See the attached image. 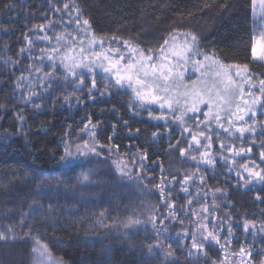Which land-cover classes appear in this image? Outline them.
<instances>
[{
    "label": "trees",
    "instance_id": "16d2710c",
    "mask_svg": "<svg viewBox=\"0 0 264 264\" xmlns=\"http://www.w3.org/2000/svg\"><path fill=\"white\" fill-rule=\"evenodd\" d=\"M64 4L72 8L64 12ZM77 9L81 21H89L79 36L89 31L106 47L128 41L154 50L165 38H156V32L182 23L198 35L200 49L223 64H247L256 89L264 79V64L251 57L252 0H0V233L8 236L0 240V264H31L37 239L62 264H264V183L245 185L235 175L244 159L236 157L229 171L233 158L219 148L221 140L230 147L251 146L248 160L264 167V109L248 120L256 130L245 139L218 133L211 149L214 165L192 161V155L199 157L194 149L182 157L180 150H188L191 139L184 125L168 116L167 123L149 117V111L160 113L139 107L131 92L118 87L107 92L96 75L98 90L89 96L91 77L77 91L78 80L65 79L59 65L48 79L50 62L46 55L37 58L41 50L58 46L56 36L67 35L71 45L77 26L68 22ZM50 22L55 27L38 30ZM148 29L153 37L145 33ZM44 35L52 42L42 40ZM187 127L198 132L193 122ZM86 133L93 135L103 159L95 154L85 162L82 157L74 169L62 164L65 142L74 151ZM105 159L132 166L126 177L145 191L152 204L148 214L129 197L130 186L116 184ZM186 175H194V181L182 185ZM205 207L210 214L202 211ZM205 223L209 230L223 226L221 244L206 242L197 251L191 247L192 233ZM225 240L228 246L222 247Z\"/></svg>",
    "mask_w": 264,
    "mask_h": 264
},
{
    "label": "snow or ice",
    "instance_id": "6c2138e0",
    "mask_svg": "<svg viewBox=\"0 0 264 264\" xmlns=\"http://www.w3.org/2000/svg\"><path fill=\"white\" fill-rule=\"evenodd\" d=\"M259 2L261 7L264 8V0H259ZM252 3L255 4L256 0H252ZM71 8L72 5L70 4L63 5L64 12H68ZM57 11H60V9H57ZM76 11L77 15L74 20L68 22H74L77 26V33L72 36L71 45L67 42V35L56 36L55 41L58 46L52 47L47 53L41 50V56L37 58L43 60L46 55L47 60L50 62L52 70L47 74L49 80L55 75V70H58L57 65H59L63 68L62 75L65 79L78 80L75 87L77 91H83L86 78L91 77L88 95L93 96L94 92L98 90L96 74L97 70H99L104 74L105 91L110 92L113 87H127L131 89L139 107L158 105L160 114L153 116V113L149 111V117L156 120H164L167 123L166 117L171 113L172 119L181 125H186L189 120L194 121V127L199 129V132L193 133L189 127L184 126L183 132L188 133L191 139L189 141V149L181 148L180 150L182 157L189 155V152L193 149L198 151L199 157L191 156L194 162L199 161L206 165H214L216 162L211 155L213 137L210 134H206L204 130L208 129L209 133L215 131L211 127L213 121L229 137H235L238 134L239 138L243 140L246 138V133L255 132V123L248 124V120L257 116L258 109H264V79L259 80V88L256 89V85L253 82L255 77L249 72L247 64L243 65L244 75L242 76L240 71H236V78H234L231 68L220 64L214 57L202 53L198 47L197 36L188 33L183 34L182 40L179 35L170 34L169 39H165L158 50H144L132 46L128 41H123L126 51L122 53L120 48L109 46L105 49L104 41L97 42L95 39L87 47L84 46L83 41L77 47L76 41L79 37V29L88 27L89 21L87 19L81 21L79 10L77 9ZM49 26L55 27L50 22L49 25L41 24L38 30L46 32ZM41 39L49 43L52 42V38L48 35L42 36ZM115 39L113 37V40ZM32 43V41H29L30 45ZM94 46H98L100 50H96ZM21 51H24V49ZM251 57L253 62L264 61V33L260 36L259 43L253 41ZM209 60L212 61V65H219L215 71V79L212 86L209 87L205 80L202 87H193L191 89L186 87L184 81L189 72L199 74L201 77L206 76L205 70L209 68V65L205 62ZM236 67L239 69L240 66ZM35 71L40 72L42 69L36 68ZM21 79L24 78L22 77ZM43 83V78H41V84L43 85ZM192 83L195 85L196 81ZM18 87H20L19 84ZM254 89L258 91V95ZM103 94L104 92L101 93V95ZM64 99L67 101L69 97L65 96ZM25 100L30 101L31 96L25 97ZM233 106L235 110H233ZM36 107L39 108L40 105H36ZM214 109H216L215 112L213 111ZM201 115L203 119H201ZM20 119H23L22 116ZM225 120H227V127L225 126ZM202 125L203 128L201 127ZM125 126H127V122H125ZM87 127L85 125L86 129ZM94 127L95 125H93ZM136 131L139 132V129ZM152 135L156 137L157 133L154 132ZM216 139H219V135H217ZM205 140L208 141L207 144H205ZM261 147H264V145H261ZM219 148L222 153L226 150L233 158L232 161L228 162L229 171H232L231 165L235 163L236 157L242 158L252 153L251 146L247 149L242 146L238 148L236 146L230 147L222 140ZM95 151V147L91 146L87 141H85L83 147L76 145L75 151H73L72 145L66 141L64 155L61 156L60 162L64 165L72 166L74 169L75 166H78L75 162L80 161L82 157H86L89 152ZM146 158L145 155L143 159ZM260 162L264 164V151L260 152ZM239 167L242 171H236L235 175L244 181L245 185L264 183V167H259L255 162L251 161H246L240 164ZM83 179H88L87 173L83 174ZM200 179L201 183H203L204 178L201 177ZM190 181H194V175H186L181 183L182 185H187ZM166 191V189H161V198L165 203L168 200L165 195ZM184 191L188 192V188L184 187ZM257 199H259V196ZM191 203L193 201H189V204ZM168 207L171 216L172 205L169 204ZM202 211L210 214L211 209L205 207ZM205 220L208 223L214 222V218L209 219L208 215H205ZM249 227L250 223L246 221L244 223L245 232L249 230ZM197 232L201 234L199 237ZM222 234V225L219 230L215 227L209 230L207 223L200 224L192 233L191 247L201 251L205 248L206 242L214 241L216 244H221ZM231 234V227H229V237ZM7 238V235L0 233V240ZM36 244L39 247L34 248V252L41 249L46 250V245L41 244L39 239L36 240ZM221 246L227 247L228 240H225V243ZM245 251L243 247L240 249L241 254H244ZM248 255L250 257L251 253L248 252Z\"/></svg>",
    "mask_w": 264,
    "mask_h": 264
},
{
    "label": "rangeland",
    "instance_id": "374dc122",
    "mask_svg": "<svg viewBox=\"0 0 264 264\" xmlns=\"http://www.w3.org/2000/svg\"><path fill=\"white\" fill-rule=\"evenodd\" d=\"M252 5H253V14H252V16H253V21H254V24H255V41L257 43H259V38L262 35V33H264V8L261 7L259 0H256V3L255 4L252 3ZM183 25H185V24L175 23V24L170 25L168 28H164L161 33H159V32L157 33L156 32V34H157V36L155 35L156 38H159L162 35H164L165 38H160L161 42L157 45V47L154 50H158L160 48V45L163 43V41L165 39H169L170 34H177V35H179L180 38H181V40L183 39V34L184 33L192 34ZM183 28H184V30H181ZM171 30H175V31H173V32L170 33ZM83 31L84 32H81L80 33V36L77 38V41H76V46L77 47H79L81 41H83L84 46L87 47L88 44L93 39H95V38L92 37V35L89 33V31L87 32L84 29H83ZM146 31L147 32H145V33L146 34H149L150 37H153L154 36L153 32H150L149 29L146 30ZM194 35L197 36V38H198V35H196V34H194ZM96 41L99 42V40H96ZM198 42H199V39H198ZM132 46L138 47V48H141V49H144V50L149 49L146 46H138V45H132ZM199 46H201V45L198 44V47ZM94 47H96V50H100L98 46H94ZM111 47L112 48H120L121 51H122V53L126 51L124 49V44L123 43H121V44H119L117 46H111ZM104 48L106 49L108 47H106L105 44H104ZM199 49H200V47H199ZM200 51L202 53H204L205 55H208L210 57H214L215 60L219 61L210 52L205 51V50H201V49H200ZM258 51H259V49H258ZM201 59H202V57H201ZM257 62H260V63H263L264 64V61H257ZM205 63L209 65V68L205 70L206 71V76L201 77L199 74L189 72L187 74L186 80L184 81V85L186 87H188L189 89H191L193 87H202V86H204L205 80L207 81V85L209 87L212 86L213 80L215 79V75L214 74H215V71L218 69L219 65H212V61L211 60L206 61ZM220 64L226 66L227 68H231L234 78H236L235 77L236 71H240L241 72V75L242 76L244 75V73H243V67H239V69H238L236 66H228V65L223 64L222 62H220ZM96 75H99L102 78L104 76V74L101 71H99V70H97V74ZM193 81H196V84L195 85L192 83ZM245 81H246V78H245ZM245 86H246V83H245ZM122 89H125V90H127V91H129V92L132 93L131 89H128L127 87H124ZM181 90H183V89H181ZM254 91H256V90L254 89ZM256 94L258 95L257 92H256ZM131 95L133 97L134 102H136L138 104V102L134 98V94L132 93ZM145 107H151V108L157 109V111L160 113V109H159L158 105H151V106H145ZM205 110H207V109H205ZM233 110H235V107L234 106H233ZM258 110H257V112H258ZM213 111L215 112L216 109H214ZM167 116L168 117H172L171 113H169ZM202 119H203V116H202ZM191 122H193V124H194V121H187L186 122V125L188 126V124L191 123ZM225 126L227 127V120H225ZM201 127L203 128V125ZM211 127L213 129H215V131H212V132L209 133L208 132V129H204V130H205L206 134H210L213 137V144H214L215 143V140H216V137H217L218 133L221 130L218 128V126H217V124H216L215 121H213ZM197 131L199 132V129H197ZM198 132H196V133H198ZM93 140H94L93 135L92 134L90 135L89 133H86L84 141L82 143H79L78 145H80L81 147H83L85 141H87L91 146L95 147V149H96V146H95V143H94ZM207 143H208V141L205 140V144H207ZM201 150H203V149H201ZM74 151H75V149H74ZM95 154L97 156L99 155L103 159V156L104 155L102 154V152L95 151V152H89L86 157H83L85 159V162H88L89 161V158L93 157ZM248 158H249V155H246V156L242 157L241 159L242 160L244 159L243 161L246 162V161H249ZM104 162H105V164L107 166L106 168H108L107 170L110 171L111 176H113L114 179L116 178L118 180V181L116 180L118 182L116 184H118L119 187L120 186H125V185L130 186V190L131 191H129V194H128L129 197L132 199V201L136 205L141 206L140 208L143 209V212L145 214H148L151 211L152 204H150L147 201L145 191L143 190L142 186H140L137 182H134L133 181L134 179H128L126 177V175H129V173L132 172V166L129 165V164L118 163L116 161L113 162V164L111 165V163L108 161V159H105ZM240 171H242V170L240 169ZM132 176H133V174L130 175V177H132ZM99 187H100V185H99ZM38 247L39 246L36 244V242H34L33 249L34 248H38ZM30 260H31V264H62L59 260L54 259L47 252V250H44V249H41L40 251H36V252L33 251L32 252V257H31Z\"/></svg>",
    "mask_w": 264,
    "mask_h": 264
}]
</instances>
